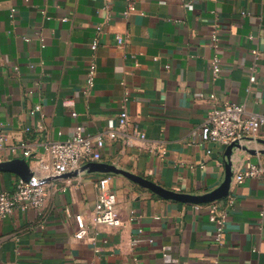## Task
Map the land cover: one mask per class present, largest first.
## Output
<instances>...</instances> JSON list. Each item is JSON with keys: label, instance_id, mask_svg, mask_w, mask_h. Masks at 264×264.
Wrapping results in <instances>:
<instances>
[{"label": "crops", "instance_id": "0c3cea01", "mask_svg": "<svg viewBox=\"0 0 264 264\" xmlns=\"http://www.w3.org/2000/svg\"><path fill=\"white\" fill-rule=\"evenodd\" d=\"M130 2L136 11L125 15ZM92 62L97 76L87 91ZM126 89L129 122L120 127ZM228 102L264 116V0H0V134L8 147L25 142L33 156L8 152L0 162L25 160L34 174L48 143L80 129L104 133L106 142L83 167L106 163L168 190L207 194L225 180L228 146L193 143L192 131ZM231 162L230 192L220 199L235 202L224 245L209 203L166 199L120 174L110 173L123 224H96L98 182L108 174L84 170L46 179L41 212L18 209L0 223V264H264V178L234 179L236 168L264 167V124ZM19 179L1 172L0 192ZM78 215L89 226L82 240Z\"/></svg>", "mask_w": 264, "mask_h": 264}, {"label": "built area", "instance_id": "2783aa9c", "mask_svg": "<svg viewBox=\"0 0 264 264\" xmlns=\"http://www.w3.org/2000/svg\"><path fill=\"white\" fill-rule=\"evenodd\" d=\"M136 11V6L130 2L125 15ZM18 13L13 8L10 13L11 19H14ZM97 32L101 34L104 30L102 26H97ZM119 47H123L126 39L121 35L117 36ZM213 46L216 49L220 47V39L215 32L212 36ZM45 39L42 38V47H45ZM99 42L94 40L92 50H97ZM212 71L215 77H218L223 70L222 60L219 55H215L211 62ZM168 67V66H167ZM252 73L256 71V66L251 68ZM97 76V66L92 62L86 75V86L91 90L95 86ZM215 99V94L211 95ZM130 92L126 89L122 100V109L120 113V127H125L129 122L128 102ZM42 106L38 104L34 112L40 111ZM264 124V116L253 113L247 106L239 103L216 104L212 107L205 122L192 131V141L197 142L200 139L203 143H214L221 146H231L245 144L250 138L254 137L256 132ZM116 127L114 122L109 123V129ZM144 139V136H140ZM106 145L105 134H85L80 129L66 141L50 142L45 146V153L39 156L32 167L33 182H27L19 179L15 188L11 191L0 192V223L11 216L16 210L38 211L41 212L47 202L48 191L43 180L61 176L66 173L79 172L85 162L95 161L99 158L100 149ZM32 158V151L28 144L21 142L18 146H7V139L4 134H0V161L10 152L16 154L18 151ZM251 178H264V167L258 164L249 163L245 167H239L235 170V183L243 184ZM112 175H104L98 182V199L93 212V221L98 225H108L114 228L122 226L123 219L118 208V196L111 188ZM234 197L230 195L228 200L223 203L220 200L209 203L210 221L215 226V241L219 245L225 244V235L227 224L230 218V209L234 205ZM78 231L75 237L82 240L88 236L89 226L84 216L76 217ZM142 232V231H141Z\"/></svg>", "mask_w": 264, "mask_h": 264}, {"label": "water", "instance_id": "95a60500", "mask_svg": "<svg viewBox=\"0 0 264 264\" xmlns=\"http://www.w3.org/2000/svg\"><path fill=\"white\" fill-rule=\"evenodd\" d=\"M236 147H241L240 145H231L228 147L227 157L229 159L227 166H226V177L224 182L214 191L209 192L203 195H191L185 193H179L172 190H168L153 181H150L146 178L141 176L135 175L131 172L126 170L117 168L114 165L100 163V162H92L88 165L84 166L79 172L84 170H89L90 172H100L105 174H120L124 175L134 182L140 184L141 186L151 190L155 194L170 200H176L184 203H191V204H208L214 202L216 200H220L225 198L229 195L231 183H232V162L231 157L233 155V150ZM251 153H255L252 151ZM1 172H10L17 174L21 179L27 182H33V175L31 172V168L29 164L25 160H12L7 162H0V173ZM79 172H71L72 175H76ZM71 175V174H70ZM47 180H43L42 183H45Z\"/></svg>", "mask_w": 264, "mask_h": 264}]
</instances>
